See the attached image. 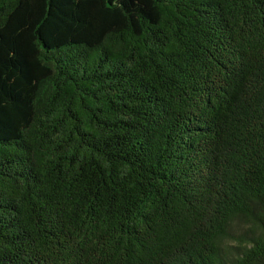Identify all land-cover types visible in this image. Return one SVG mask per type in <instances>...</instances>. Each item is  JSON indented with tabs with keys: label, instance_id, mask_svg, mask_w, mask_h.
<instances>
[{
	"label": "trees",
	"instance_id": "1",
	"mask_svg": "<svg viewBox=\"0 0 264 264\" xmlns=\"http://www.w3.org/2000/svg\"><path fill=\"white\" fill-rule=\"evenodd\" d=\"M0 264H264V0H0Z\"/></svg>",
	"mask_w": 264,
	"mask_h": 264
}]
</instances>
